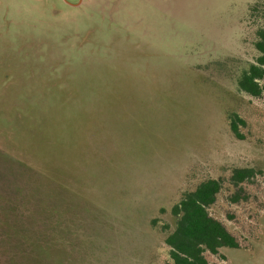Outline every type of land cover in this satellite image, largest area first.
<instances>
[{"label": "rangeland", "instance_id": "rangeland-1", "mask_svg": "<svg viewBox=\"0 0 264 264\" xmlns=\"http://www.w3.org/2000/svg\"><path fill=\"white\" fill-rule=\"evenodd\" d=\"M262 28L264 0H0V264H166L208 178L241 244L209 262L264 264Z\"/></svg>", "mask_w": 264, "mask_h": 264}, {"label": "trees", "instance_id": "trees-1", "mask_svg": "<svg viewBox=\"0 0 264 264\" xmlns=\"http://www.w3.org/2000/svg\"><path fill=\"white\" fill-rule=\"evenodd\" d=\"M256 45L261 54L257 57L256 62L252 63L249 69L243 73L239 84L253 96H262L264 94V84L261 83V80L264 79V28L259 31ZM229 119L232 132L238 138H243L240 126L246 124L245 119L237 113L229 115ZM0 123L4 130L7 128V133L10 131L11 135L15 134L12 124L7 127L3 124L2 119H0ZM254 174L255 170L252 168H235L231 180L235 186H238L253 177ZM221 188L222 181L219 178L205 179L196 188L187 190L179 202L173 205L171 212L176 216V224L165 238L170 257L166 264H217L209 262L206 252L218 254L221 247H239L241 245L236 235L209 211V207L216 202ZM17 191L19 193V189ZM234 198L238 200L237 193ZM35 245L36 248L41 249L40 243ZM41 250L44 254L47 253L43 248ZM37 260L39 263L38 261L33 263L43 264L39 258Z\"/></svg>", "mask_w": 264, "mask_h": 264}]
</instances>
